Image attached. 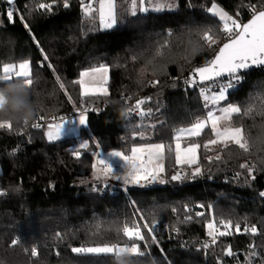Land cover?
I'll use <instances>...</instances> for the list:
<instances>
[{
  "label": "trees",
  "instance_id": "16d2710c",
  "mask_svg": "<svg viewBox=\"0 0 264 264\" xmlns=\"http://www.w3.org/2000/svg\"><path fill=\"white\" fill-rule=\"evenodd\" d=\"M89 1L68 0L69 7L64 8V0H16L15 23H9L8 5L0 0V65L31 61L33 99L39 111L27 127L13 125L11 132L0 130V189H7V195L0 197V261L118 264L114 256L78 255L71 248L131 244L116 229L139 214H145L149 220L151 214L155 215L159 221V243L146 249L138 241L145 255L125 254L121 257L124 264H217L219 260L235 264L234 259L228 260L224 255L228 246L240 259L248 256L251 245L264 250V197L259 195L264 192V68L242 73L240 85L230 90L224 101L241 107V114H234L233 123L244 128L251 145L248 153L235 145L222 152L220 147L205 149L203 145L212 134L207 127L200 137L182 142L201 144L198 166L203 174L195 179L171 181L170 177L181 168L175 164L174 153L166 150L164 174L168 182L164 185L137 188L122 184L108 187L117 191L110 193L99 191L103 187L100 183L79 182L90 175V153L97 150L96 143L104 151H128L132 146L147 143L173 147L178 128L203 119L205 109L199 89L188 88L184 80L191 67L211 60L223 40L220 33L219 43L212 49L204 46L202 51L198 50V44L203 43L200 34L206 28H222L219 18L207 9L216 3L229 15L247 20L252 14L248 6L254 4L260 10L264 0H177L175 10L138 12L135 17L127 11L129 0H119L118 26L108 30L100 28L96 13L93 12L94 18L85 17L83 5ZM40 3L51 4V11L39 9ZM20 15L30 31L24 28ZM158 51L163 54L157 55ZM100 65L109 68V96L81 97L80 86L73 82L79 79L80 72ZM152 81L159 83L153 86ZM61 82L65 89L59 88ZM127 97L131 99L126 101ZM148 97L151 100L142 108L151 109L152 114L143 121L136 113L121 118L114 106L107 103L119 100L132 107L138 99ZM85 107L97 111L86 113L88 120L79 126L76 135L51 142L46 139L47 117ZM249 107L252 112L244 115ZM40 116L45 117L40 121L42 128H32ZM80 140L90 144L83 163L71 154ZM217 153L222 160L210 162L208 157ZM246 162L256 166L252 173L255 180L247 169L240 168ZM182 169L190 175L189 167ZM94 187L98 190L93 191ZM197 212L204 215L197 216ZM186 216L192 219L186 221ZM210 219L240 222L241 229L255 225L258 233H237L232 229L231 235L218 237L216 244L207 249L182 247V238L206 237V223ZM217 227L223 230L219 223ZM57 234L63 239H57ZM13 239L19 241L15 246L11 245ZM33 247L38 251L37 257L31 256Z\"/></svg>",
  "mask_w": 264,
  "mask_h": 264
},
{
  "label": "snow or ice",
  "instance_id": "6c2138e0",
  "mask_svg": "<svg viewBox=\"0 0 264 264\" xmlns=\"http://www.w3.org/2000/svg\"><path fill=\"white\" fill-rule=\"evenodd\" d=\"M8 5L6 9V16L9 23H15L14 13L18 11L16 7V0H4ZM99 8L98 18L99 26L102 29L108 30L113 29L118 26V15H117V3L116 0H98ZM55 3V0H53ZM147 3L151 6L153 11L162 10H173L176 5L174 2H169V0H163V2H153V0H147ZM146 0H130L129 8L127 11L135 17L137 13H147L150 11V7H146ZM64 8L69 7L68 0H64ZM252 12V17L247 23H242L238 19L233 18L225 10L219 7L216 3H212L211 7L207 9L213 17H218L219 22H222V28L218 31L211 27L206 28L200 34V40L202 44H198V50H203L206 46L212 49L214 45L219 43L218 36L222 33L226 42L219 47L218 52H216L213 59L209 60L204 66H198L191 70L189 77L184 80V84L191 88H196L203 84L205 81H212L217 87V91L209 95V86L199 87V95L204 101V107L208 108L209 105L219 106L222 101H226L230 90L238 87L243 79L241 75L242 70L250 69L253 66L259 67L264 66V2H262L260 10H257L254 4L248 6ZM39 9H46L51 11L52 5L40 3L38 5ZM94 9L91 4L83 5V13L85 17H93ZM19 19L23 23L25 29L30 31L29 24L25 21L23 15L19 16ZM3 21L0 20V25ZM171 35V33H169ZM38 43V42H37ZM167 46V43L164 45ZM42 51V50H41ZM163 53L158 51L157 55H162ZM44 60H47V55L43 56ZM151 63V61L149 62ZM109 68L104 65L98 67H93L90 70L82 71L79 73V79L73 83L80 86L81 97H93L107 98L109 96L108 82H109ZM220 78H226L225 82H219ZM57 81H60V77H56ZM24 81L26 85L33 89L35 80L33 78V68L31 61L29 59H23L20 62L3 63L0 65V87L4 85L16 82ZM153 86L159 83V81L150 82ZM175 87V84H173ZM60 89H65L64 83H59ZM71 100L72 97L68 96ZM131 99L127 97L126 101ZM151 100V97L146 99H138L136 103L128 108L127 117L135 112L138 113L141 121L145 117L152 114V110H145L142 105L146 104ZM252 108L249 107L244 111V115H249L252 112ZM90 111H97L94 108H83L79 112L78 120L81 125L85 124L88 120L86 113ZM241 107L227 103L225 106L216 107L213 111L209 109L206 117L203 119H196L195 122L189 127L178 128L174 135L175 146L172 147L171 144L165 145L164 143H147L138 146H133L130 149V153L124 151L113 150L108 153V156L119 158L123 163L120 166V170L114 169L113 165L109 162L107 158L101 156L100 151H91V157L94 158V162H91V168L96 180L104 179L105 181L109 178L116 181H121L124 186L135 185L139 187H146L153 183L164 184L168 180L163 178L165 172V153H174L175 164L180 166L182 169L184 166L192 168L190 175L188 173L177 171L174 175L170 177L171 181H182L185 178L195 179L197 176L202 175V169L199 165L198 149H200L201 144L196 142L188 143L187 146H182V140L187 138L191 139L193 137H200L204 132V129L211 127V132L214 135V139H210L203 145V147L209 151L212 149L210 145H220V151L230 150V146L235 145L243 153H248L250 151L251 145L249 143V138L246 137L244 128L242 126H237L233 123V116L241 114ZM219 113V114H217ZM45 117L40 116L38 120L34 122L31 127L34 129H39L42 127L40 121L44 120ZM53 120L56 117L52 118ZM64 117H59L58 123H48L46 125L47 131L45 133L48 141H58L61 136L62 129L64 127L65 121ZM28 126V122H25L24 127ZM142 126V125H141ZM13 124L11 122H0V130L13 131ZM139 127V126H138ZM153 129L156 125H151ZM140 138L144 139L143 132L139 133ZM96 148H100V143H96ZM90 150V144L88 141H83L78 147L72 150V156L78 162H85L82 157L86 158ZM208 160L211 162L221 161L222 156L217 153L214 157L209 156ZM196 167L193 168V166ZM242 169H247L248 175L252 180H255V176L252 175L256 169L255 165L249 166V164L243 163L239 165ZM237 176L240 173L236 174ZM105 189L109 186L104 185ZM18 190V189H17ZM93 191H97V188H93ZM127 188H125V191ZM7 195V189H0V197ZM264 197V192L259 194ZM200 207H204L200 205ZM187 210V209H186ZM175 211V209H173ZM197 216H203V212H197ZM191 216H186L185 220H191ZM217 223L222 226L223 230L217 227ZM159 226V221L155 218L154 214H151V220L147 218L145 214H139L138 218H134L130 223L124 222L122 226L117 227L116 231L118 234L122 235L128 241L131 242L130 246H120L118 243H105L102 245L95 246H78L72 247L71 251L75 254H92V255H111L116 258L121 257L125 254L133 256H143L145 252L141 250L140 244L143 242L144 247L147 249L150 244H158L157 239V228ZM207 235L211 239V245L216 244L218 237L228 236L232 234V229L239 233L243 231L244 233H250L256 235L258 229L255 225L245 226L241 229L240 222L233 223L232 220H219L215 219L209 220L207 223ZM179 231V229H174ZM150 237V242H149ZM57 239H63L60 234H57ZM19 243L18 239H13L11 242L12 246ZM208 242H205L203 247L205 249L211 246ZM252 249L246 259V264H253V259L259 255L256 252L255 246H250ZM224 255L234 256L231 246L224 249ZM31 256L37 257L38 251L35 247L31 249ZM0 264H3L0 261Z\"/></svg>",
  "mask_w": 264,
  "mask_h": 264
},
{
  "label": "clouds",
  "instance_id": "9594fccd",
  "mask_svg": "<svg viewBox=\"0 0 264 264\" xmlns=\"http://www.w3.org/2000/svg\"><path fill=\"white\" fill-rule=\"evenodd\" d=\"M33 95V89L24 81L11 82L0 87V122L24 126L25 122L29 124L33 121L39 114ZM107 103L114 106L121 118H127V104H121L119 100H109ZM121 257L117 258L118 264H124Z\"/></svg>",
  "mask_w": 264,
  "mask_h": 264
},
{
  "label": "rangeland",
  "instance_id": "374dc122",
  "mask_svg": "<svg viewBox=\"0 0 264 264\" xmlns=\"http://www.w3.org/2000/svg\"><path fill=\"white\" fill-rule=\"evenodd\" d=\"M117 1H119V0H116V3H118ZM129 2H130V0H129ZM153 2H154V3H155V2H163V0H153ZM169 2H174V3H175L176 7L173 9V10H175V9L177 8V0H169ZM87 4H91V5H92V7H93V9H94V13H96L97 16H98V11H95V10H98V8H99V2H98V0H90ZM87 4H85V5H87ZM145 6H146V7H150V11H151V12H157V11H153V10H151V6L147 3V0H146V4H145ZM218 6H219V5H218ZM210 7H211V5H210ZM210 7H209V8H210ZM219 7H220V6H219ZM223 10H224V9H223ZM162 11H172V10H167V9H165V10H162ZM159 12H161V11H159ZM233 18L238 19V21H241V19H239V18H236V17H233ZM101 29H102V28H101ZM104 30H105V29H104ZM225 39H226L225 36H223V40H222V42L225 41ZM222 42H221V43H222ZM85 71H87V70H85ZM79 78H80V77H79ZM217 90H218V89H217ZM217 90L209 91L208 94L211 95L213 92H215V91H217ZM203 104H204V101H203ZM225 105H226V104H224V101H222L221 104H220L219 106H225ZM219 106H212V105H209L208 108H205V107H204V109H205V117H206V114H207V112L209 111V109L215 111V110H216V107H219ZM217 114H219V113H217ZM205 117H204V118H205ZM55 123H58V122H55ZM209 128H210V131H211V127H210V126H209ZM78 130H79V127H76V128H74V129H67V128L64 126L63 129H62V132H61L60 139L66 137V136L76 135L77 132H78ZM46 131H47V128H46V126H45L44 134L46 133ZM211 133H212V132H211ZM45 137H46V135H45ZM214 138H215V137H214V135H213V133H212L210 139H214ZM46 139H47V137H46ZM185 139H187V138H185ZM185 139H183L182 142H183ZM210 139H209V140H210ZM47 140H48V139H47ZM83 141H86V140H80V141L77 143L76 147H78L79 144H80L81 142H83ZM207 141H208V140H207ZM207 141H206L205 143H207ZM205 143H204V144H205ZM140 145H141V144H140ZM135 146H138V145H135ZM174 146H175V140H174ZM174 146H173V148H174ZM182 146H187V144L184 145V144L182 143ZM132 147H133V146H132ZM132 147H130L128 151H124V150H117V151H124V152H126V153H130V149H131ZM209 147L212 149V148L221 147V146H220V145H210ZM198 150H199V149H198ZM96 151H100V152H101V156L104 157V158H107V159L109 160V162L113 165L114 169H116L117 171L120 170V166H121V164H122L123 162L120 161L119 158H115V157H110V156H108V153H109L110 151H113V150H107V151H104V150H102V149H100V148H97ZM198 157H199V154H198ZM92 162H94V158H93V157H92ZM177 166H178V165H177ZM178 167L180 168V166H178ZM194 167H196V165H194L193 168H194ZM179 170H181V169H178V171H179ZM183 170H184V169H183ZM189 170H190V173H191L192 168H190ZM184 171H185V170H184ZM185 172H186V171H185ZM163 178L166 179L165 174H163ZM166 180H167V179H166ZM79 182H80V184H82V183H86V182H92V183H95V182H96V183H100L103 187H104L105 184H107V185L109 186V188H112V187H115V186H120V185H122V182H121V181H116V180L111 179V178L107 179L106 181H105L104 179L96 180L95 177H94V174H93V170H92V168H91L90 175H89L88 177L82 178ZM164 184H166V183H164ZM164 184L153 183V184H151V185H149V186H146V187H150V186H161V185H164ZM128 186L137 187V188H143V187H139V186H135V185H128ZM210 220H212V219H210ZM208 222H209V221H208ZM208 222H207V223H208ZM207 223H206V231L208 232V229H207ZM126 243H129V242H126ZM126 243H125V244H126ZM120 246L123 247L124 245H120Z\"/></svg>",
  "mask_w": 264,
  "mask_h": 264
},
{
  "label": "built area",
  "instance_id": "2783aa9c",
  "mask_svg": "<svg viewBox=\"0 0 264 264\" xmlns=\"http://www.w3.org/2000/svg\"><path fill=\"white\" fill-rule=\"evenodd\" d=\"M252 15V14H251ZM250 15V16H251ZM244 21L246 20H242L240 22L244 23ZM226 40V39H225ZM195 68V67H191L189 74L191 72V70ZM242 75V73H241ZM189 75L186 78H188ZM226 78H220L219 82H225ZM205 85L209 86V91H214L217 90V87L214 85V83L212 81H205L203 84L199 85L198 87H196L197 89H199V87H204ZM188 87V86H187ZM190 89H193L191 87H188ZM82 111L80 109H73L72 111L68 112V113H61L58 116H49L44 120V123L47 125L48 123H55V122H59V117H64L65 119H68L65 121L64 126L67 129H74L76 127H79L81 124L79 123L78 120V115L79 112ZM135 113V112H134ZM138 114V113H136ZM56 117L55 120H53L52 118ZM182 172H185L183 169L179 170ZM186 173V172H185ZM181 182V181H179ZM99 191L101 192H107L109 191L110 193H116L117 191L115 190H110V189H105V187H101L99 189ZM219 221V220H218ZM217 221V222H218ZM218 224V223H217ZM182 242V247H192L195 250H200L202 248V246L205 244V242H208L209 244H211V239L208 237V235L206 237L200 238L198 240H190L189 238H182L181 240ZM127 245L130 246V243H126ZM124 244V246L126 245ZM256 252L259 253V255H257L254 259H253V264H264V250L262 249H258L255 248ZM248 256H245L244 258L240 259L238 256H227L228 260H232L234 259L235 264H246V259ZM228 262V261H227ZM229 263V262H228ZM217 264H223V260H219L217 262Z\"/></svg>",
  "mask_w": 264,
  "mask_h": 264
},
{
  "label": "water",
  "instance_id": "95a60500",
  "mask_svg": "<svg viewBox=\"0 0 264 264\" xmlns=\"http://www.w3.org/2000/svg\"><path fill=\"white\" fill-rule=\"evenodd\" d=\"M251 17H252V15H251L246 21H244V23H247V22L251 19ZM224 42H226V40L223 41V42L219 45V47H221V46L223 45ZM219 47H218V49H217L216 52H218ZM216 52H215V54H216ZM215 54H214V56H215ZM214 56H213L211 59H213ZM203 66H204V65H203ZM259 68H264V66H259V67L253 66V67L250 68V69L242 70L241 73H244V72H246V71H250V70H253V69H259ZM41 128H42V127H41ZM39 129H40V128H39ZM251 246H253V245H251ZM250 250H252V249L250 248Z\"/></svg>",
  "mask_w": 264,
  "mask_h": 264
}]
</instances>
